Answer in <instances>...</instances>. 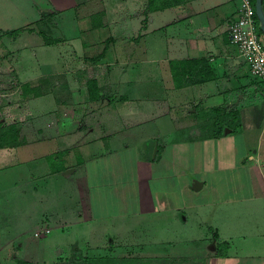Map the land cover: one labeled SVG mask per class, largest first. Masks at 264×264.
I'll list each match as a JSON object with an SVG mask.
<instances>
[{
	"label": "crops",
	"instance_id": "0c3cea01",
	"mask_svg": "<svg viewBox=\"0 0 264 264\" xmlns=\"http://www.w3.org/2000/svg\"><path fill=\"white\" fill-rule=\"evenodd\" d=\"M6 1L12 8L5 11L8 15H23L24 0ZM42 1L45 5L38 6L35 0H29L34 15L27 16L30 18L27 21L17 20L10 27L20 28L14 34L22 40V45L17 50L10 49L12 52L8 50L21 61L32 60L30 64L22 62L17 72L28 83L24 87L33 90L30 94L23 92L25 96L13 102L16 107L7 104L9 109L20 112L28 109L26 113L32 109L41 114L35 119L37 127L31 137L19 127L22 140L0 146V190L28 188L29 182L44 176V188L50 189L54 187L51 174L56 172L62 183L71 186L69 195H59L55 188L54 192H47L61 203L53 206L50 202L49 212L28 214L33 234L49 232L50 220L62 238L50 241L53 248L67 244L75 223L79 224V234L87 233L86 237L90 238L89 230L96 224L103 225L126 214L150 212L156 216L162 211L169 215L181 213L177 223L191 234L192 223L203 225L199 222L205 223L203 215L209 212L213 244L210 248L216 250L218 246L219 251L212 256L204 255L205 264L209 260L211 264H264V80L250 73L228 36L227 22L237 15L240 0H166L164 4L153 0L151 8L147 7V0H95L100 5L94 8L84 4L88 0ZM96 8L100 11L93 13ZM80 17L84 22H79ZM35 25L31 30L25 28ZM39 29L54 39L42 43ZM32 37L35 39L31 40ZM172 69L178 73L177 80ZM113 70L118 73L115 79L119 83L112 82ZM206 70L213 76L192 80ZM36 71L44 75L52 73L55 83L45 82L44 89L39 91L34 81ZM66 71L71 76L67 80L59 79ZM87 76L92 79L90 92ZM64 88H68L66 92L62 91ZM143 91L150 99L154 97L157 105L166 108L164 122L154 124L150 131H144L143 118L137 116L142 108ZM68 95L72 100L63 99ZM82 98L104 105L97 107L93 116L90 112L82 116L78 109L67 108L70 110L67 111L63 106L69 102L76 104ZM50 103L63 106L61 112L59 106L54 112L60 115L43 112ZM81 117L83 123L77 125L75 120ZM1 121L9 122L4 116H0ZM44 139H53L54 151L67 149L71 153L77 145L81 155L84 154L81 157L90 154L107 161V180L98 176L99 171L94 173L84 168L81 160L74 164L78 179L71 184L69 179L74 173L61 172L64 165L48 168L47 153L38 151L44 143L37 145ZM138 140L142 142L141 148L125 151ZM41 155L42 160L37 159ZM113 155L115 159L110 157ZM30 164L43 172H32ZM199 168L203 171L243 168L245 181H236L234 186L247 184V188L239 194L195 201L183 198L166 204V192L192 188L193 178L202 183L192 189L204 185L203 176L193 175ZM150 179L159 195L152 193ZM216 184L212 183L211 187H217ZM102 185L110 186L119 203L133 196L137 208L93 212L91 189L98 190ZM67 198L73 201L72 206L65 203ZM44 222L48 225L42 228ZM11 227L12 223L10 231ZM166 228L169 229L168 225ZM101 234L104 236L103 230ZM74 237L71 243L77 240ZM18 240L13 255L44 259L43 252H32L29 257V252L19 249L24 243Z\"/></svg>",
	"mask_w": 264,
	"mask_h": 264
},
{
	"label": "rangeland",
	"instance_id": "374dc122",
	"mask_svg": "<svg viewBox=\"0 0 264 264\" xmlns=\"http://www.w3.org/2000/svg\"><path fill=\"white\" fill-rule=\"evenodd\" d=\"M35 1L37 2L38 6L45 5V2H43L42 0ZM96 1L88 0L87 2H84V4H91L93 8L99 7L100 4ZM24 2L25 7H23V15L19 17L16 16V14L8 15L5 11H9L12 9L10 7V3H8V1L6 0H0V116L8 118L10 122H15L19 127H21L23 131L27 132L28 137H31L33 131L37 127L35 119H37V117L40 116L41 113H34L32 109H30L29 113H26L28 109L26 111L22 110V112H20L21 110L19 109H9V107L7 106L9 102L15 106L13 102L16 103L20 100L21 97L23 98V96H25V93L23 92L29 93L33 90V88L26 89L24 87V85L28 83L26 82V80L20 77L17 72V68L21 66L22 62L23 64H25L28 61V63L30 64L32 60L29 59L26 60V62L21 61V59H18L20 57L17 58L15 57V55H13V53H11V50H17L21 47L22 40H18L17 38H15L16 36L14 32H9L11 29L18 28L20 30V28L10 27L15 26L17 20H23L25 18V20L27 21L30 19L27 16L34 15V8L29 7V0H24ZM96 11H100V9L96 8L93 13H95ZM79 22H84L82 17L79 18ZM36 27V25L30 27L25 26V28H27L28 30L34 29ZM30 39L33 40L35 38L32 37ZM42 43H46V40L44 38ZM8 49H11V52H9ZM50 52V57L53 59L52 50H50ZM36 55L41 58L39 55V50H36ZM36 73L38 72L36 71ZM86 73H89L87 75H90L89 71ZM49 74L50 75H44L43 73H38V75L34 76V81H37V85H35L36 89H38L39 91L43 90L44 88L42 84H44L45 82H47V84L49 85L55 83L54 79L52 78L53 74ZM62 74L63 75L59 76V79L64 78L65 80H67L71 76V73L69 71H66ZM112 74V82L119 83L118 80L115 79V76L118 77L117 71L113 70ZM89 79H91V77L87 76V86ZM79 88L80 87H78V89ZM67 89L68 88H64L62 89V91L66 92ZM106 91L108 93H112V90L110 89H107ZM148 91L151 90L148 89ZM140 94L142 95L140 97V105L142 106V108L140 114L137 116L143 118L141 127H144V131H150L154 124H158L159 121L164 122V119H166V108L164 106L157 105L155 98L152 97L150 99L144 93V91ZM69 97L72 100L71 95H68V97H65L63 99L69 100ZM54 105L55 103L46 105V110H44L43 112L48 115L50 114L51 116H56L55 114L61 112L62 107L64 106L66 107V109H78L79 113L82 112V116L88 112L92 113L93 116L97 112L96 108L104 104L95 103L82 98L81 101L77 102L76 104H72L71 102H69V104L63 106L58 104L56 106ZM58 106L59 112L54 114L56 110L58 111ZM67 111L70 110L67 109ZM175 122L176 121H173V123ZM75 123L77 125L82 124V117L79 120H75ZM53 142V139H44L43 141H39L37 144L40 145L41 143H44L39 146L38 151L47 153L46 156L48 154H52L51 156L47 157V162L50 166L48 167L49 169H54L57 166H61V164L64 165V168L75 167L74 164L83 160L82 162L84 168H86L88 171L92 170L94 173H96L95 171H99L98 176H100V178H103V180H105V178L107 180V161L95 159L90 156V154H87L84 158L81 157L84 154L82 153L81 155V152L79 150L81 148H79V146L77 147V145L72 151L74 152V156H72V152H68L67 149L63 151H57L55 154H53L55 152L51 147ZM136 142L137 143L135 144V146H130V148H128L127 150L125 149V151H128L129 149L136 148L137 150V148H141L142 142H140V140ZM34 144L36 145V143ZM153 148L154 145L151 150L152 152ZM130 153L132 154V156H134L133 151H130ZM110 157L115 159L116 156L113 155ZM111 158H104V160ZM37 159L42 160V155L38 156ZM99 165H101V167L97 168ZM191 170L188 173L192 172ZM31 171L43 172L41 168H36L33 165ZM60 171L62 172V169ZM68 173H74L72 178L69 179L70 183L72 184L73 181L75 182L78 179L76 177L78 172L77 170L74 171V169H72L65 174L69 175ZM128 173L129 172H127L126 174ZM197 174L198 176H203L205 182L200 189L195 190L187 186L178 188L177 192H174V190L173 192H166V204H173V202L176 200L182 201L183 198L187 201H189L190 199L195 201L202 198H211L215 196L222 197L231 194H239L243 193L247 188V184L234 186V182L240 180L243 181L246 178V171L243 170V168L224 169L221 171H216L211 168L203 171L199 168L196 171H193V175L196 176ZM51 176V180L53 182L52 185L54 187L50 189L44 188V181L42 180H46V176H44L45 178L42 177L29 182L28 188L19 187L12 191L11 189L0 190V264L13 263V251H16V248L18 247V239H21L24 243L22 247H19V249H25V251L29 252V257L32 256L30 255L33 254L32 252H43V254H41V258L43 257L44 261L45 259L47 261L75 259V261H81L83 264H205L204 255L212 256L214 255L213 253H217L219 251L218 246L216 247V250L215 248H210V245L212 244V230L210 228L211 226L209 224V220L211 219L212 215L211 213L206 211V213L204 212L205 214L203 215L206 222L201 223L200 221L199 224L203 225L199 226H194L192 223V229H190L191 234H187L185 231L186 229L182 228L177 223L178 220H181V213H178L177 215H169L168 213H165V211H162L156 216H154L150 212H139V214L136 215L126 214L124 218L112 219L108 222H104L103 225L96 224L94 228L92 227L89 230L90 238L86 237L88 235L87 233H84V236L80 235L78 229L79 224L75 223L72 227L73 234L74 232L76 233L75 237L71 233L72 236L70 235L71 238L69 240L67 239L66 245L63 246L62 244L58 246L57 244L52 248V244L50 243V241L55 242L57 240H62L61 236L57 234L56 227H52V222L49 220V224L51 225V230L49 232H46L44 235L37 236L33 234V223H29L27 221V219L29 218L28 214L34 215L36 211H43L44 213H47L52 210L50 202H52L53 206H55L56 203H60V199L59 201H57L56 198H54L53 200L51 196H48L49 194L47 192H54L53 190L57 189L59 190V195L63 193L64 196L69 195L71 186H69L68 183H62L60 181L61 176L58 174V172H56V174H51ZM178 179L179 178L176 177V181ZM149 183L152 186V193L159 195L160 193L154 190V181L150 179ZM212 183H217V187L212 188ZM109 187V185H102L100 186V188L98 187V190L97 188L92 187L91 200L93 212H96L97 210L103 212H113L121 209L132 210L137 208L133 196L130 195L125 203H119L113 197L112 190L109 189ZM59 195L57 197H59ZM72 198L73 196H71L70 199ZM65 203L70 206L74 204L73 201L69 200L68 198L65 199ZM77 206L78 208H80V203H78ZM169 220L170 222H165ZM10 223H12V227H14H11V231L10 229H8ZM46 225H48V223L44 222L40 226L44 228ZM167 225L169 229L166 228ZM188 225L189 223L187 224V226ZM66 229H68V226H66ZM102 230L104 232V236L101 234ZM51 236L52 238H50ZM72 237L76 238L77 240L71 243ZM81 237H84L85 240H82ZM109 237L111 240H108ZM111 237H114V240H112ZM39 260L42 259H36V261Z\"/></svg>",
	"mask_w": 264,
	"mask_h": 264
},
{
	"label": "built area",
	"instance_id": "2783aa9c",
	"mask_svg": "<svg viewBox=\"0 0 264 264\" xmlns=\"http://www.w3.org/2000/svg\"><path fill=\"white\" fill-rule=\"evenodd\" d=\"M254 0H240L238 13L227 22L228 36L246 61L249 71L264 80V36L258 32ZM47 230V228H45Z\"/></svg>",
	"mask_w": 264,
	"mask_h": 264
},
{
	"label": "trees",
	"instance_id": "16d2710c",
	"mask_svg": "<svg viewBox=\"0 0 264 264\" xmlns=\"http://www.w3.org/2000/svg\"><path fill=\"white\" fill-rule=\"evenodd\" d=\"M152 1L153 0H147V7H152L153 4H152ZM160 3L161 4H164L166 3V0H160ZM261 6H262V9H263V12H264V0H261ZM254 16L256 18L257 21H259V18L257 16V14L255 13L254 11ZM18 28H15V29H11L9 32H18ZM39 32L42 34L43 38L46 40V42H50L52 41L54 38L52 37H49L48 35H46V33L43 31V29H39ZM258 32L264 36L261 32V29L260 27L258 26ZM200 59V58H199ZM198 59V60H199ZM195 60V59H194ZM203 61V60H201ZM172 73L173 75H176V80H177V72H175L173 69H172ZM201 76L199 77L198 76H195L192 80L193 81H196V80H201V79H204V78H209V77H212L213 76V73L210 72V71H204L203 74H200ZM91 81L92 79H89V82H88V89H89V92L91 91ZM179 82H183L182 80L179 81ZM19 126L13 122V121H9V122H0V146H4V145H14V144H17L19 143L22 138L20 137V134H19ZM57 151H55L53 154H55ZM52 154H48V156H51ZM75 246V245H74ZM13 258H14V261L12 264H83L81 261H75V259H61V260H52V261H47V260H42V261H36V260H32V259H27V258H24V257H20L18 255H13Z\"/></svg>",
	"mask_w": 264,
	"mask_h": 264
},
{
	"label": "water",
	"instance_id": "95a60500",
	"mask_svg": "<svg viewBox=\"0 0 264 264\" xmlns=\"http://www.w3.org/2000/svg\"><path fill=\"white\" fill-rule=\"evenodd\" d=\"M254 10L259 18V27L261 29L262 34L264 35V12L261 6V0H254ZM155 148V146H154ZM74 167H65L62 169L63 173L69 172ZM202 181L197 178H193L190 185L192 188H198L201 185ZM210 247H213V244L210 245Z\"/></svg>",
	"mask_w": 264,
	"mask_h": 264
}]
</instances>
